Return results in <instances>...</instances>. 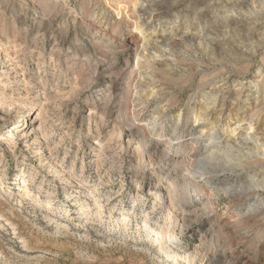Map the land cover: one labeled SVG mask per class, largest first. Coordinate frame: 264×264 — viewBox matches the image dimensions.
I'll use <instances>...</instances> for the list:
<instances>
[{
    "label": "rangeland",
    "instance_id": "rangeland-1",
    "mask_svg": "<svg viewBox=\"0 0 264 264\" xmlns=\"http://www.w3.org/2000/svg\"><path fill=\"white\" fill-rule=\"evenodd\" d=\"M123 1L0 0V264H264V187L251 188L264 165L218 188L201 175L190 184L187 169L222 154L257 105L251 133L264 142V0L241 11L231 0H159L141 14ZM173 28L178 60L145 62L148 38ZM151 65L159 80L148 84L171 92L144 107ZM191 104L207 105L209 119ZM158 107L170 117L154 129ZM199 122L222 139L196 144ZM146 219L177 226L167 255Z\"/></svg>",
    "mask_w": 264,
    "mask_h": 264
},
{
    "label": "bare ground",
    "instance_id": "bare-ground-1",
    "mask_svg": "<svg viewBox=\"0 0 264 264\" xmlns=\"http://www.w3.org/2000/svg\"><path fill=\"white\" fill-rule=\"evenodd\" d=\"M126 1L127 2L128 1L133 2V3L135 2V5H133L134 6V12L133 13H135V11H138L140 14L147 12L149 10L152 11L159 4V0H125V1H123V3L124 2L126 3ZM138 1L140 2V4L138 3ZM184 1L186 3H189L190 6L193 3V1H188V2H187V0H184ZM49 2H51V0H46V6L45 5H43V6L48 8L50 6ZM231 2H232L231 5H233L236 9H239L241 11L244 9L243 8L245 6L244 4H246L248 2V0H236L234 2L231 0ZM228 4L229 3H227L225 5V7ZM175 13H178V12L176 11ZM162 17L166 18V19L172 18L173 14L168 13V14L162 15ZM139 20H141V19H139ZM144 20H145V18L143 19L144 26L145 25L149 26V22H146ZM136 28H138V27H136ZM168 32H169L167 34L168 39L170 38V40L167 39L168 41L166 40V41H157L156 42L152 38H148V40L145 44V48H146L145 52L142 55V59L145 60V62L154 63L156 60H161V61L166 60L169 62V59H172V63H174L178 60L177 58L174 57V53H175L174 49H176V48H174V46H175L176 42L179 41L177 39L179 36L178 30L173 28L172 30H170ZM203 34L201 36H199L200 41H202V40L205 41L206 37H212L210 33L204 32ZM175 37H177V38H175ZM241 38H242V40L246 39L243 36L240 37V39ZM249 39H247V42H249V44H251V45H253V44L257 45L259 43L258 41L252 42L251 41L252 39H250V40ZM181 40H180V42H181ZM209 43L211 44L213 42L210 41ZM149 49H150V51H152V50L154 51V50L158 49L157 50L158 52L162 50L161 53H163V55H165V56L162 57L163 55L159 56L156 54L154 56L145 55V53L148 52ZM142 74H143L142 75L143 78H142V82L140 83V88L138 90V93H139V95H141V98L137 99L138 105L147 107L148 103L151 100H155V99L157 100L159 98H167L169 96L171 90L154 91V89H152L151 85L148 84L149 80L152 81L151 83L159 80V77H157L156 75L153 74L152 65L147 70L142 72ZM205 85L206 84L198 86V88L194 91L195 96L199 90L202 91V89ZM256 87L264 88V82L260 85H256ZM204 89H205V87H204ZM220 89H221L220 87L214 88L212 91H209V92L212 93L215 98H218L220 96ZM201 104H199V105L191 104L189 106L188 113L189 112L196 113L197 110H201L202 115H200V118L209 119L211 109L209 107H206L207 105L205 107H200V106H202ZM259 107H260V105H257L255 108H252V110L249 111V113L251 114V117L248 118V123L246 125L242 126L241 124H239L235 129H233L231 131L232 135L228 139H226L224 142L226 144V148L222 149V154L219 155V150L210 149L205 154L200 156V160H199L198 165L196 167L193 165L194 159L193 160H192V158L190 159L191 162L188 163V168H187L188 174L190 176L189 177L190 178V184L193 182H198V180H199L198 175H201L202 178H205L210 183H213L214 184L213 187L218 188L220 184L227 182V180L235 181V179H237V180L242 179V177L244 176L242 174V170L250 169L252 166L255 167L256 164H263L264 165V153H262V151L264 150V142H262L260 139H257L258 136L256 134L251 133L254 129V125L257 124V122H255L254 118L257 119L261 116V113H260L261 111L259 110ZM1 108H2V102H0V113H1ZM184 112L185 111L182 110L181 114L184 115ZM182 115H181V117H182ZM153 116L155 117V124L152 125V127L154 129L157 128V126H159V124L163 120L170 117L168 110H163L161 107H158L154 111ZM200 122L197 125H195V127L193 128L194 135L196 136V140H195L196 144H199L200 140L205 138V136H208V135H212L211 140L222 139V137L218 136L219 130L211 129L209 127L202 126V125H200V124H202ZM184 128H188V124H183L180 120V122L176 126L175 132H174L175 133L174 136H176L178 138V140L184 139V137L182 136V130ZM240 128H242L244 131L242 133V138H240V139L234 138V135L238 132V130ZM239 134H241V132ZM141 142H142V140L138 143V145H137L138 147L136 149V151H138V155H140L139 146H140ZM228 147L233 148L234 152L229 150L230 148H228ZM249 147H251V148H249ZM215 148H218V147L215 146ZM142 159H144V158H142ZM222 160H229L231 162H235L236 163L235 165H237V166H235L236 168L231 169L232 170L231 171L225 167V165L228 166L230 164H224L221 162ZM226 172H234V175H232V177L230 178L226 175ZM262 175H260V176H262ZM256 176H257V178H256L257 180L254 181L253 187L251 186V188L252 189L253 188H263L264 187V177L260 178L259 173ZM234 183H236V182H234ZM234 189H237V188H233V187L231 188V190H234ZM252 196L257 198L258 200L261 197L260 193L256 192V189L254 191V194H252ZM262 204H264V202H261V205ZM171 219H174V217H171ZM126 220H128V218L124 217L121 221H126ZM144 223L146 224L145 229L147 230V232L150 234L151 237H153V235H155L156 241L160 243L161 249L164 250L163 253L165 255H167L170 252V250H172V249L167 248V244H165L164 242H167L169 239H174L176 237L175 233H176L177 226L176 225H166L165 227H161L159 225H153V223L151 221H148L147 219L144 221ZM137 225L139 226V224H137ZM174 264H178L177 261L174 262Z\"/></svg>",
    "mask_w": 264,
    "mask_h": 264
}]
</instances>
